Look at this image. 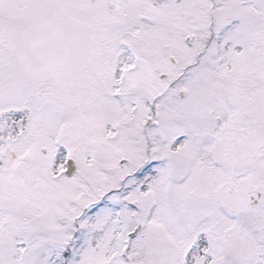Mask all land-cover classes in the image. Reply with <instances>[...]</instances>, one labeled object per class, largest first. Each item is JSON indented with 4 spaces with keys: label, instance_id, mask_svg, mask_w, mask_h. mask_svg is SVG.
Returning <instances> with one entry per match:
<instances>
[{
    "label": "snow or ice",
    "instance_id": "6c2138e0",
    "mask_svg": "<svg viewBox=\"0 0 264 264\" xmlns=\"http://www.w3.org/2000/svg\"><path fill=\"white\" fill-rule=\"evenodd\" d=\"M0 264H264V0H0Z\"/></svg>",
    "mask_w": 264,
    "mask_h": 264
}]
</instances>
